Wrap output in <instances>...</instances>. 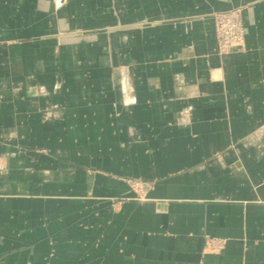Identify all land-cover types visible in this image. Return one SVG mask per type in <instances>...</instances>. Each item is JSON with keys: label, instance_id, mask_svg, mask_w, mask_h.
Returning <instances> with one entry per match:
<instances>
[{"label": "crops", "instance_id": "crops-1", "mask_svg": "<svg viewBox=\"0 0 264 264\" xmlns=\"http://www.w3.org/2000/svg\"><path fill=\"white\" fill-rule=\"evenodd\" d=\"M0 264H264V0H0Z\"/></svg>", "mask_w": 264, "mask_h": 264}, {"label": "rangeland", "instance_id": "rangeland-1", "mask_svg": "<svg viewBox=\"0 0 264 264\" xmlns=\"http://www.w3.org/2000/svg\"><path fill=\"white\" fill-rule=\"evenodd\" d=\"M243 11V6H234L210 12L214 20L215 40L219 55L224 56L233 51H242L246 48L247 28L244 23ZM218 14H225V19L219 24L226 37L224 42H221L217 35ZM125 180L132 190L138 194L137 198L142 199V181L135 178H125ZM226 244L227 238L225 237L210 234H205L204 236V248L206 252L220 253Z\"/></svg>", "mask_w": 264, "mask_h": 264}, {"label": "built area", "instance_id": "built-area-1", "mask_svg": "<svg viewBox=\"0 0 264 264\" xmlns=\"http://www.w3.org/2000/svg\"><path fill=\"white\" fill-rule=\"evenodd\" d=\"M217 18H218L217 35L219 39L221 40V42H224L226 37H225L224 32H222V27L219 24L225 19V14H218Z\"/></svg>", "mask_w": 264, "mask_h": 264}]
</instances>
